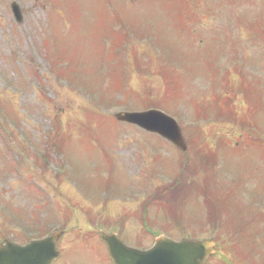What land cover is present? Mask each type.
I'll return each mask as SVG.
<instances>
[{
	"label": "rangeland",
	"instance_id": "obj_1",
	"mask_svg": "<svg viewBox=\"0 0 264 264\" xmlns=\"http://www.w3.org/2000/svg\"><path fill=\"white\" fill-rule=\"evenodd\" d=\"M13 1L0 0V238L62 230L60 264H112L101 229L131 246L212 238L206 264H264V243L239 252L227 225L264 224V0H16L22 23ZM150 107L177 119L186 152L114 118ZM179 159V210L155 207L168 194L144 209Z\"/></svg>",
	"mask_w": 264,
	"mask_h": 264
},
{
	"label": "water",
	"instance_id": "obj_2",
	"mask_svg": "<svg viewBox=\"0 0 264 264\" xmlns=\"http://www.w3.org/2000/svg\"><path fill=\"white\" fill-rule=\"evenodd\" d=\"M12 9L15 18L19 22L22 21L19 6L14 3ZM116 117L123 122L154 132L182 150L187 148L177 121L160 110L120 112ZM99 234L107 244L114 264H205L215 253L213 240L182 239L177 242L159 236L151 248L144 250L127 246L115 233L100 231ZM61 235L62 232L55 231L48 237L24 247L7 242L0 246V264H53L59 256L57 242Z\"/></svg>",
	"mask_w": 264,
	"mask_h": 264
},
{
	"label": "trees",
	"instance_id": "obj_3",
	"mask_svg": "<svg viewBox=\"0 0 264 264\" xmlns=\"http://www.w3.org/2000/svg\"><path fill=\"white\" fill-rule=\"evenodd\" d=\"M59 76H64V75H66V72H65V68L62 66V67H60V69H58L57 70V72H56ZM176 179V180H175ZM184 178H183V176L182 175H177L175 178H174V180H175V183L173 184V185H171V186H169V187H165L164 189H169V191H170V193L173 191V190H175L176 192H183V188L185 187L186 189H187V185L185 186V184H180V186H178V183H179V181H182ZM165 195H163L162 197H164ZM158 198V200L159 199H164V198ZM166 199V198H165ZM164 199V200H165ZM166 202L168 201V200H165ZM176 209V207H174V210Z\"/></svg>",
	"mask_w": 264,
	"mask_h": 264
},
{
	"label": "flooded vegetation",
	"instance_id": "obj_4",
	"mask_svg": "<svg viewBox=\"0 0 264 264\" xmlns=\"http://www.w3.org/2000/svg\"><path fill=\"white\" fill-rule=\"evenodd\" d=\"M62 258H63V252H62V250H61V256L55 261L54 264H60Z\"/></svg>",
	"mask_w": 264,
	"mask_h": 264
}]
</instances>
